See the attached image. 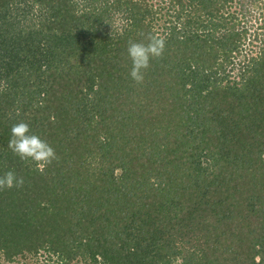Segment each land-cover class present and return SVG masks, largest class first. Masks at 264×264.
<instances>
[{"label":"trees","instance_id":"16d2710c","mask_svg":"<svg viewBox=\"0 0 264 264\" xmlns=\"http://www.w3.org/2000/svg\"><path fill=\"white\" fill-rule=\"evenodd\" d=\"M263 4L0 0V176L25 180L0 190V258L264 264ZM19 121L55 149L43 172L8 148Z\"/></svg>","mask_w":264,"mask_h":264},{"label":"clouds","instance_id":"9594fccd","mask_svg":"<svg viewBox=\"0 0 264 264\" xmlns=\"http://www.w3.org/2000/svg\"><path fill=\"white\" fill-rule=\"evenodd\" d=\"M164 49L165 39L159 36H149L146 43L129 41L127 54L132 63L129 75L135 83H143L145 72L150 67L151 61L161 58ZM6 87V84H0V91ZM8 148L20 160L34 162L40 172L57 159L55 149L39 135L32 133L29 124L24 121L12 125ZM24 183V177L18 176L13 170L6 171L0 176V190L20 188Z\"/></svg>","mask_w":264,"mask_h":264},{"label":"rangeland","instance_id":"374dc122","mask_svg":"<svg viewBox=\"0 0 264 264\" xmlns=\"http://www.w3.org/2000/svg\"><path fill=\"white\" fill-rule=\"evenodd\" d=\"M263 3V2H262ZM256 11H260L259 14H263L262 17H257V14L254 15V13H251V15L248 16V19L250 20L249 23L254 24V26L258 25V23H262V20H264V4L259 6V8ZM252 45H248L247 47H251ZM49 254H46L44 251H40L39 254L36 256L37 259L27 257V258H19L15 261H3L0 258V264H59L55 262L53 256L51 259H49ZM69 264H81L79 260L73 259Z\"/></svg>","mask_w":264,"mask_h":264}]
</instances>
